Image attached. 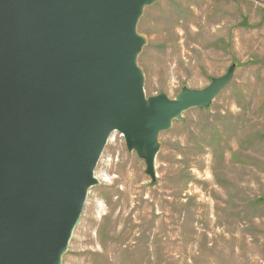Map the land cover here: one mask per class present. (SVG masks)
Listing matches in <instances>:
<instances>
[{
    "label": "rangeland",
    "instance_id": "rangeland-1",
    "mask_svg": "<svg viewBox=\"0 0 264 264\" xmlns=\"http://www.w3.org/2000/svg\"><path fill=\"white\" fill-rule=\"evenodd\" d=\"M138 32L147 98L233 78L160 134L153 179L110 136L61 264H264V0H157Z\"/></svg>",
    "mask_w": 264,
    "mask_h": 264
},
{
    "label": "water",
    "instance_id": "water-1",
    "mask_svg": "<svg viewBox=\"0 0 264 264\" xmlns=\"http://www.w3.org/2000/svg\"><path fill=\"white\" fill-rule=\"evenodd\" d=\"M156 2L0 0V264H61L110 136L153 179L160 134L232 80L145 96L138 24Z\"/></svg>",
    "mask_w": 264,
    "mask_h": 264
}]
</instances>
